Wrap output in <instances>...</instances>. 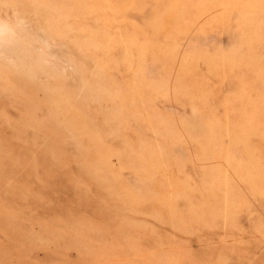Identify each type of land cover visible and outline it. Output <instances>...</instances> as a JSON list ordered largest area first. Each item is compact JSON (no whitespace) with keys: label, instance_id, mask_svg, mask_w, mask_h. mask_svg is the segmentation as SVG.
Masks as SVG:
<instances>
[{"label":"rangeland","instance_id":"rangeland-1","mask_svg":"<svg viewBox=\"0 0 264 264\" xmlns=\"http://www.w3.org/2000/svg\"><path fill=\"white\" fill-rule=\"evenodd\" d=\"M0 23V264H264V0Z\"/></svg>","mask_w":264,"mask_h":264},{"label":"clouds","instance_id":"clouds-1","mask_svg":"<svg viewBox=\"0 0 264 264\" xmlns=\"http://www.w3.org/2000/svg\"><path fill=\"white\" fill-rule=\"evenodd\" d=\"M22 24L23 21H20ZM17 39V33L16 30L5 23H0V44H12L16 41Z\"/></svg>","mask_w":264,"mask_h":264}]
</instances>
